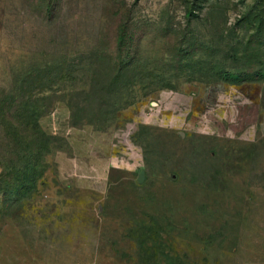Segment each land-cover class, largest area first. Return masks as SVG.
I'll return each mask as SVG.
<instances>
[{"label":"rangeland","instance_id":"374dc122","mask_svg":"<svg viewBox=\"0 0 264 264\" xmlns=\"http://www.w3.org/2000/svg\"><path fill=\"white\" fill-rule=\"evenodd\" d=\"M0 264H264V0H0Z\"/></svg>","mask_w":264,"mask_h":264},{"label":"crops","instance_id":"0c3cea01","mask_svg":"<svg viewBox=\"0 0 264 264\" xmlns=\"http://www.w3.org/2000/svg\"><path fill=\"white\" fill-rule=\"evenodd\" d=\"M64 115L61 109L55 110L51 114L52 122ZM56 129L70 147L69 153L58 152L55 156L58 174L82 188H106L110 171L122 163L111 144L92 135L86 128L75 129L69 124H58Z\"/></svg>","mask_w":264,"mask_h":264},{"label":"water","instance_id":"95a60500","mask_svg":"<svg viewBox=\"0 0 264 264\" xmlns=\"http://www.w3.org/2000/svg\"><path fill=\"white\" fill-rule=\"evenodd\" d=\"M174 179H175V177H174ZM142 180H143V176L141 175V176L139 177L138 181L141 182Z\"/></svg>","mask_w":264,"mask_h":264}]
</instances>
